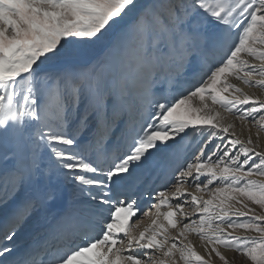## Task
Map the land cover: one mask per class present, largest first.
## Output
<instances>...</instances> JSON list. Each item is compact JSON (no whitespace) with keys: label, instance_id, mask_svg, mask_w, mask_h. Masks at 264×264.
Wrapping results in <instances>:
<instances>
[{"label":"snow or ice","instance_id":"obj_1","mask_svg":"<svg viewBox=\"0 0 264 264\" xmlns=\"http://www.w3.org/2000/svg\"><path fill=\"white\" fill-rule=\"evenodd\" d=\"M0 264H264V0H0Z\"/></svg>","mask_w":264,"mask_h":264},{"label":"bare ground","instance_id":"obj_2","mask_svg":"<svg viewBox=\"0 0 264 264\" xmlns=\"http://www.w3.org/2000/svg\"><path fill=\"white\" fill-rule=\"evenodd\" d=\"M237 131H238V132H241L242 129L238 127V128H237ZM245 134H246V130H245Z\"/></svg>","mask_w":264,"mask_h":264}]
</instances>
